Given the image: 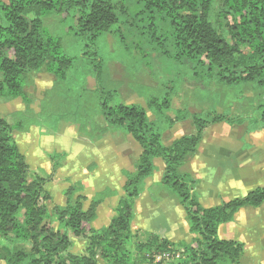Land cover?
Wrapping results in <instances>:
<instances>
[{"label": "trees", "instance_id": "16d2710c", "mask_svg": "<svg viewBox=\"0 0 264 264\" xmlns=\"http://www.w3.org/2000/svg\"><path fill=\"white\" fill-rule=\"evenodd\" d=\"M134 1L136 10L130 12L120 0H0V97L25 99L29 74L45 70L55 81L46 90L36 116L38 121L53 116L57 121L67 119L76 122L80 134L97 139L100 126L93 119L96 112L106 125L104 129L119 130L140 147L133 169L121 170L123 193L106 225L96 229L92 221L96 207L107 196L116 195L115 190L107 187L94 193L85 207L87 197L78 192L82 183L69 180L64 204L52 207L51 213L58 222L55 228L44 203L52 196L44 186L52 173L30 178L28 162L12 137L13 130L27 129L30 125L24 122L33 120L22 114L11 123L0 118L1 264H98V257L107 264H149L148 260L153 259L145 254L152 256L153 252L178 248L182 249V257L167 264H240L243 243L220 238L218 227L232 221L240 208L260 206L264 202V185L242 197L205 207L199 200L195 179L180 167L194 156L205 127L220 122L240 124L244 118L215 108L191 113L178 109L174 116L168 115L171 93L178 89L172 78L165 79L158 93L145 98V106L117 101V87L109 78L95 42L112 33L122 39L126 48L125 37L137 36L140 43L136 49H142L143 41L170 66H184L183 73L188 74L184 80L197 91L216 86L240 95L244 84L263 90L256 105L257 115L249 118L251 130L261 129L264 128V0ZM53 11L72 19L74 34L86 41L88 58L84 56L77 61L59 50L57 40L44 29L41 18ZM147 68L156 76L153 73L156 70ZM88 77L95 80L93 89L73 83L79 79L82 84ZM53 90L59 95L56 101L50 97ZM148 111L154 114L153 119ZM189 117L194 132L163 143L164 131ZM48 124L55 128V124ZM64 155L63 152L49 155L52 171L63 164ZM155 159L163 165L160 184L177 197L191 239L175 243L151 234L148 240L136 242L135 253H131L126 245L131 239L134 202L143 192L145 180L157 169ZM72 237L86 241V253L71 251ZM3 241L23 247L3 253Z\"/></svg>", "mask_w": 264, "mask_h": 264}, {"label": "rangeland", "instance_id": "374dc122", "mask_svg": "<svg viewBox=\"0 0 264 264\" xmlns=\"http://www.w3.org/2000/svg\"><path fill=\"white\" fill-rule=\"evenodd\" d=\"M120 1L128 6L130 12L136 10V2L134 0ZM41 18L44 29L49 35L57 40L61 52L73 57L77 61H81L84 56L88 58V53L85 52L87 49V46L85 45L86 41L74 34L72 30V19L70 17L65 18L63 13L53 11L44 13ZM120 40L122 39L115 38L111 33V36L99 37L95 42L98 54L104 59L109 78L114 82L113 85L117 87V101L139 103L145 106V98L150 94L158 93L159 89L161 90L162 83L165 79L172 78L175 82V88L177 87L178 89L175 92L173 91L174 93H171V107L166 111L168 115L174 116L175 111L178 109H186L191 113L194 111L198 112L202 109L207 110L215 108L217 111L227 112L229 115H237L244 118V121L240 124L220 122L205 127L202 139L197 146V148L200 147L199 157L201 158L192 164L194 171L197 172V179H199L200 182L202 181L204 187L203 190L205 192L212 186L208 183L209 178L215 176L218 178L222 173V168H225L229 164L238 163V161L234 159V156L228 155L227 152V150L229 151L230 149H233V154V152L236 151L233 148L236 144L240 145V153L245 155L242 158H237L235 154V157L239 159L240 162L244 165H256V168L264 165V128L251 130L250 127L252 125L249 122L250 117L257 115L256 105L261 99V93L263 90H255L251 85L244 84L243 92L240 95L236 94L233 90L230 91L226 88H219L216 86H213L212 89L206 91H197L194 87L189 85V82L184 80L188 77L187 72L183 73L184 70H186L184 66L176 67L172 64L170 66L168 61L164 60L161 56H155V52H153L154 50L152 48L150 49L143 41H141L140 44L142 49H136L135 46L140 43L137 36H132V34H130L128 39L125 37L124 43L127 46L126 48ZM147 66L156 70L153 71L156 76L146 70ZM177 68L180 70L179 74H177ZM54 81L55 77L45 70L31 72L29 74L28 82L24 87L26 95L25 99L20 97H0V118H5L11 123L19 119L22 114L24 117H27L28 120H33L24 122L30 125L27 129H22L24 131L13 130L12 137L28 162L27 173L30 178L35 176L46 177L48 174L52 173L50 180H47L44 183V186L48 188L52 196L50 199L45 200L44 203L48 207L50 222L55 228H57L58 222L51 213L52 207L53 205L64 204V190L68 186L69 180L75 181L73 179L76 177L75 173L73 174V178L57 176V169L59 167L56 171H52V162L49 160V155H52V153L55 152H63L65 155L62 159L66 160L71 148L75 147L81 152V155L78 153L76 156L77 161L75 166L81 167L84 165L85 169L90 171L94 165L92 159H95L92 152L96 153L95 151L99 150V148L106 147L108 142L103 144V146H99V143L103 140L108 141L110 139V143H112L111 149L114 150L115 147H118L121 152L124 151L126 152L125 155L131 157V159H129L127 156L129 160L127 168L123 169L132 170L140 147L129 135L111 128L108 130L107 128L104 129L103 127H106V125L103 123L102 117H100L99 114H96V112H94L95 117L93 119L95 120V123L100 126V133L97 139H91L80 134L76 122L67 119L59 118L57 121V118L53 116L50 120L46 121L45 119H41L38 121L36 116L41 110V103L46 95V90L53 87ZM78 82L79 85H84L87 89H93L95 87V80L92 77L83 80L82 84L79 79L73 81L75 85H78ZM55 90L59 91L57 89ZM55 90L51 91L52 94H50V97H53L52 101H56L59 97V95H56L57 92H55ZM216 91H219V93ZM148 115L151 119L154 118V114L151 111H148ZM48 122L55 124V128H51ZM179 122L180 123L176 124L174 128H168L165 130L166 132L164 131L162 135L163 143L169 144L172 140L182 135L192 133L195 130L190 117ZM224 141H226V143L221 145ZM129 152H131V154H129ZM39 153H41L45 159H48V166H45L44 164L45 167H37V165L34 164L39 161V159L37 160V155H39ZM103 158L106 159V155H104L102 159ZM157 162L159 165L162 164L161 161ZM187 164L189 165L188 161L184 162V168H181L183 172L187 169ZM78 171H80L79 174H82L83 172L81 169ZM188 173L191 175L190 172ZM232 174L234 173H231L229 176H232ZM229 176L227 181L228 183H235L236 192L233 194L236 197H242L247 190L264 184V179H258L256 177L245 180L242 186L236 187L237 183L234 181L235 179H231ZM123 183L124 177L121 171V186ZM161 187L164 194L153 193V196H155L153 199L156 200V197L161 199L168 197L172 200L174 194L169 188L165 185H161ZM227 188L228 186L220 190L219 194L222 197L226 196ZM83 189L84 187L78 192L83 194ZM122 193L123 192L118 194L117 198L122 195ZM169 193L173 196H168L170 195ZM41 195L43 196V194ZM173 202L169 209V200H166V210L168 211L165 213L162 209H160V211L163 212L164 217L172 218L174 220L173 223L182 226L184 230L186 227L184 223L188 224V222L184 216L183 209L180 205L178 206L177 202ZM84 203V206L87 207L90 203V197H87V200L84 201ZM180 214L183 217H181ZM181 219H183V221ZM180 221L183 223L180 224ZM252 229H254L256 235H258L259 227L255 226V228ZM145 234H148V232L140 234L136 231L131 232L130 242L126 245L131 253H135L136 242H143L150 238V235L144 237ZM82 243L81 238H78V241H73V246L71 247L72 252L86 253V246ZM19 247H23V244L15 243L13 241H3L1 251L7 253L10 250ZM177 250H179L181 254L179 258H181L182 249L178 248ZM260 253L264 254V252ZM145 255L148 259L152 257L148 253ZM97 261L102 262L100 258H97ZM148 261L149 264H157L156 262ZM1 263L2 262L0 261V264Z\"/></svg>", "mask_w": 264, "mask_h": 264}, {"label": "crops", "instance_id": "0c3cea01", "mask_svg": "<svg viewBox=\"0 0 264 264\" xmlns=\"http://www.w3.org/2000/svg\"><path fill=\"white\" fill-rule=\"evenodd\" d=\"M178 123L180 122L173 124L171 128H174V126ZM106 142H108L106 147L99 148V150L95 151L96 153L92 152L95 159H92V161H94V165L90 171L86 170L84 165L81 167L79 166L80 168L75 166L77 161V154L80 153L81 155V152L75 147L71 148L66 160L57 169V176L60 177L73 178V174L75 173L76 178H74L73 180L81 181L82 186L84 187L83 194L87 197H91L94 193L99 192L107 187L115 190L116 195L107 196L103 200V202H101L96 207L97 217L92 221V226L96 229H99L102 226L106 225L114 214L113 209L117 202L116 200L118 199L117 196L118 194H121V192H123L120 184L121 170L123 168H127V164L129 161L128 157L129 159H131L129 155H125L126 152H121L118 147H115L114 150L111 149L112 143H110V139L108 141H101L99 143V146H103V144H105ZM225 143L226 141H224V143H222L221 145H224ZM239 147L240 145L238 144L233 147L236 150L235 152H233V154V149H230L229 151L227 150L228 155L234 156V159H236L238 163L229 164L225 168H222V173L220 174V176H218V178H216V176L213 178H209L208 183L212 185L210 187L212 189L209 188L206 192L203 190L204 187L202 185V181L200 182V180L197 179V172L194 171L192 167V164L201 158L199 157L200 147L197 148L194 156H192L188 160L189 165L187 164V169L185 170V172H190L192 178L195 179L197 183L196 191L199 193V200L203 206H214L221 203L222 201H226L232 199L233 197H236L233 194L236 192L235 183H228L227 181L228 176L231 175V173L234 174L229 177H231V179H235L234 181H236L237 183L236 187L242 186L244 181L249 180L250 178L257 177L258 179H264V165L256 168V165H244L239 161V159H237L238 157L242 158L243 156H245L243 155V153H240ZM129 154H131V152H129ZM235 154L237 158L235 157ZM104 155H106V159H102ZM38 159L39 161L34 163L37 165V167L48 166V159H45V157L41 153L37 155V160ZM157 161L160 160H154L157 169L152 176L148 177L145 180L144 190L134 202L133 217L130 222V230L131 232L136 231L139 234L148 232V234H145L144 237H148L147 235L156 234L160 238H165L175 243L181 241L188 242L191 239V234L188 231V224L184 223L186 227L183 230L182 226H178V224L173 223L174 220L172 218L163 216V212L165 213L166 211H168L166 210V200H169V209L171 208V203L173 201L177 202L178 206L180 205L177 197L174 195L172 200L168 197H164L162 199L156 197V200L153 199V197H155L153 196V193L164 194V191L161 187L162 184H160L163 165H159ZM183 164L181 165L180 169L184 168ZM79 169L83 170L82 174H79ZM263 185L264 184H262L261 186ZM226 186H228L227 193L225 194L226 196L222 197L219 192ZM169 194L170 195L168 196H173L171 193ZM160 209H162L163 212H161ZM180 216L183 217L181 214ZM181 220L183 221V219ZM182 221H180V224L183 223ZM255 226L259 227L258 235H256L255 230L252 229L255 228ZM217 234L222 239L234 240L243 243V253L239 259L240 264H264V254L260 253L264 252V202L256 208H240L235 213L232 221L219 225ZM72 239L73 241H78L77 237H72ZM81 241L86 246V241L84 239H81ZM101 261L102 262L98 261V264H107L104 260Z\"/></svg>", "mask_w": 264, "mask_h": 264}, {"label": "built area", "instance_id": "2783aa9c", "mask_svg": "<svg viewBox=\"0 0 264 264\" xmlns=\"http://www.w3.org/2000/svg\"><path fill=\"white\" fill-rule=\"evenodd\" d=\"M181 256L179 250H163L161 252H153L152 253V259L153 262H156L157 264H167L170 260L178 259Z\"/></svg>", "mask_w": 264, "mask_h": 264}]
</instances>
